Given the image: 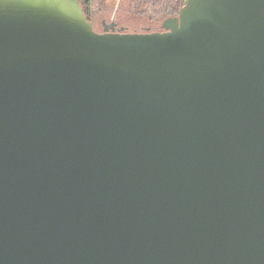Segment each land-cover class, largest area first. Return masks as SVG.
Listing matches in <instances>:
<instances>
[{"label": "water", "instance_id": "obj_1", "mask_svg": "<svg viewBox=\"0 0 264 264\" xmlns=\"http://www.w3.org/2000/svg\"><path fill=\"white\" fill-rule=\"evenodd\" d=\"M101 24L0 0V264H264V0Z\"/></svg>", "mask_w": 264, "mask_h": 264}, {"label": "trees", "instance_id": "obj_2", "mask_svg": "<svg viewBox=\"0 0 264 264\" xmlns=\"http://www.w3.org/2000/svg\"><path fill=\"white\" fill-rule=\"evenodd\" d=\"M78 1L86 19L93 22L97 16L94 8L96 0ZM184 2L185 0H125L124 4L126 13L130 16L143 19L150 25H161L164 19L176 16Z\"/></svg>", "mask_w": 264, "mask_h": 264}, {"label": "rangeland", "instance_id": "obj_3", "mask_svg": "<svg viewBox=\"0 0 264 264\" xmlns=\"http://www.w3.org/2000/svg\"><path fill=\"white\" fill-rule=\"evenodd\" d=\"M124 3L125 0H96L94 8L97 16L92 22L94 31L97 33L103 31L102 22L115 23V31L128 34L144 33L146 30L159 31L160 25H150L143 19L134 18L126 13Z\"/></svg>", "mask_w": 264, "mask_h": 264}]
</instances>
